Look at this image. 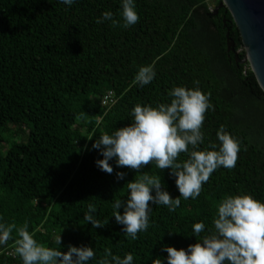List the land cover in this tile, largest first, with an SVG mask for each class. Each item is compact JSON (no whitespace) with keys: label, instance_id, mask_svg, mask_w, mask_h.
Here are the masks:
<instances>
[{"label":"trees","instance_id":"obj_1","mask_svg":"<svg viewBox=\"0 0 264 264\" xmlns=\"http://www.w3.org/2000/svg\"><path fill=\"white\" fill-rule=\"evenodd\" d=\"M210 7L209 0H136L139 20L125 29L96 23L105 11L122 23L121 0H76L71 7L59 0H0V222L27 223L39 243L61 251L92 246L90 264L109 249L121 258L131 252L134 264H152L167 257L164 245L179 250L197 243L193 224L203 221L206 233L225 196L264 201V91L249 64L236 59L235 53L241 60L246 54L230 12L211 15ZM228 30L235 53L227 50ZM153 62L154 81L134 84L139 67ZM194 81L214 105L205 114L200 148L218 144L223 125L241 142L236 166L217 169L200 196L181 198L175 212L152 206L149 229L132 240L112 217L115 199H125L126 184L144 172L159 175L172 197L180 196L171 170L150 163L137 172L111 161L108 174L98 169L103 157L92 144L130 125L136 104L169 102L173 86L195 88ZM109 91L117 102L105 107L101 98ZM117 171L127 173L125 180L117 181ZM89 203L105 227L84 220ZM17 238L14 230L0 246V264H22Z\"/></svg>","mask_w":264,"mask_h":264},{"label":"clouds","instance_id":"obj_2","mask_svg":"<svg viewBox=\"0 0 264 264\" xmlns=\"http://www.w3.org/2000/svg\"><path fill=\"white\" fill-rule=\"evenodd\" d=\"M59 3L71 7L76 0H59ZM120 20L114 19L111 11H105L96 23L111 21L113 27L125 29L134 26L139 15L136 0H121ZM155 62L140 66L133 83L141 87L149 85L156 78ZM173 86L167 93L169 102L136 104L130 115L133 118L128 126L113 133H104L92 149L98 150L103 159H98L99 170L112 174L111 161L116 168H128L139 172L144 166L154 163L160 169H170V175L180 196L173 198L166 190L163 178L140 174L139 179L128 182V195L125 199H115L112 217L122 226V232L132 240L138 239V233L146 232L150 227L152 206L163 205L168 211L175 212L181 206V198L196 200L211 175L219 168L232 169L236 166L241 151L240 140L226 131L221 125L216 133L219 142L210 143L205 148L202 131L205 114L214 105L210 94L199 88ZM186 159H179L181 154ZM117 181L125 180L127 173L116 172ZM123 209V214H121ZM96 206L88 204L84 220L92 228H103L105 223L96 218ZM0 217V221H2ZM18 236L14 240L15 253L22 264H90L96 253L92 246L80 247L68 245L67 251L47 247L34 238L28 225L0 222V246L12 239L13 231ZM203 221L192 226L193 236L200 237L198 242L186 249L164 245L162 251L168 253L166 258L157 257L152 264H264V201L255 199L251 194L228 195L216 206L212 226L207 229ZM201 233H205L201 236ZM56 243L62 244V236L56 237ZM98 264H134L131 252L121 258L106 250L104 258Z\"/></svg>","mask_w":264,"mask_h":264},{"label":"water","instance_id":"obj_3","mask_svg":"<svg viewBox=\"0 0 264 264\" xmlns=\"http://www.w3.org/2000/svg\"><path fill=\"white\" fill-rule=\"evenodd\" d=\"M222 8L230 12L246 55L241 60L235 53V43L230 39L229 30L226 36L228 52L235 53L239 63L249 64L264 91V0H221L211 15H217Z\"/></svg>","mask_w":264,"mask_h":264},{"label":"built area","instance_id":"obj_4","mask_svg":"<svg viewBox=\"0 0 264 264\" xmlns=\"http://www.w3.org/2000/svg\"><path fill=\"white\" fill-rule=\"evenodd\" d=\"M210 2V0H209ZM211 8V12L214 11V8H212V6L210 7ZM117 102V98H116V95L114 92L112 91H109L107 92L102 98H101V104L105 107H111L113 106L115 103ZM10 254H13V251H10Z\"/></svg>","mask_w":264,"mask_h":264},{"label":"rangeland","instance_id":"obj_5","mask_svg":"<svg viewBox=\"0 0 264 264\" xmlns=\"http://www.w3.org/2000/svg\"><path fill=\"white\" fill-rule=\"evenodd\" d=\"M210 3H211L212 8H214L216 5V0H210Z\"/></svg>","mask_w":264,"mask_h":264}]
</instances>
